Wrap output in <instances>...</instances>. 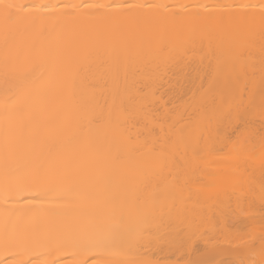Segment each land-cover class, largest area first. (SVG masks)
Returning a JSON list of instances; mask_svg holds the SVG:
<instances>
[{"label":"bare ground","instance_id":"6f19581e","mask_svg":"<svg viewBox=\"0 0 264 264\" xmlns=\"http://www.w3.org/2000/svg\"><path fill=\"white\" fill-rule=\"evenodd\" d=\"M24 5H59L60 3L111 4L113 0H10ZM120 2V0H115ZM128 3H147L167 6L139 10L140 15H170L173 12L191 15L209 13L240 16L252 12L258 15L261 0H127ZM231 6V7H229ZM27 11V9H26ZM45 11L44 9L40 10ZM55 12L48 17L44 31L32 30L16 34L6 42L0 33V103L6 87L35 94V85L42 80L53 83L52 66L34 59L32 41L44 40L54 28L59 29ZM78 27L64 23L61 17L60 60H70L76 69L74 102L88 116L102 115L110 126L122 134L129 145L127 158L117 163L109 187L101 198L118 204L136 201L146 186L156 189L155 198L147 209V224L141 246L129 252L119 246L94 247L66 243L65 237L83 229L88 218L85 209L71 201L33 199L40 193H28L25 199L0 203V264H129L149 261L150 264H253L264 228V202L260 199L262 179L258 167L241 172V183L236 188L223 183L222 174L230 171L226 163L229 154L238 147V133L245 122L264 132V115L259 110L244 112L241 103L248 100L246 79L241 74L226 71L222 60L233 53L217 46L214 40L180 37L172 34L167 48L161 52L153 45L137 55L132 40L125 46L118 40H108L96 52L81 58L82 33L94 34L101 28L91 12L79 13ZM227 40V35L225 36ZM261 36L257 30L254 43L238 50L240 61L249 51L260 73ZM10 60L16 69L5 81L3 61ZM31 60V64L28 61ZM25 69H28L25 71ZM259 87L257 83V88ZM53 108L56 100L53 96ZM85 126H87L85 124ZM177 129H182L175 162L149 173V167L159 152L166 147ZM207 141L213 155L203 150ZM76 143L67 144L63 151L71 155ZM182 157V159H181ZM180 166L179 180L177 166ZM52 195V194H50ZM43 204L44 207H33ZM62 205L49 207L50 205ZM15 205V207H13ZM23 206V207H21ZM15 211L23 217L35 238L28 243H5L3 216ZM249 234L256 236L254 250L240 247Z\"/></svg>","mask_w":264,"mask_h":264},{"label":"snow or ice","instance_id":"6c2138e0","mask_svg":"<svg viewBox=\"0 0 264 264\" xmlns=\"http://www.w3.org/2000/svg\"><path fill=\"white\" fill-rule=\"evenodd\" d=\"M159 7L167 6L128 3L127 0H113L111 4L97 2L28 6L0 0V33L7 42L10 37L29 30L43 32L48 17L55 12L61 14L64 23L78 27L79 13L91 12V18L101 28L92 35L82 33L81 58L98 51L108 40H118L125 46L132 40L137 55L145 46L151 49L153 45L163 52L174 33L182 38L207 40L209 45L215 40L218 47H226L233 53L222 60L225 70L235 73L237 77L243 74L249 85L248 100L242 102L240 107L244 112L259 110L264 115V0H261L258 15L255 5L242 6L253 11L240 16L212 13L184 15L178 12L163 16L139 14V10L151 12ZM41 9L45 11L41 12ZM61 17H56L59 29L54 28L46 39L32 41L29 45L35 60L52 66L53 83L50 85L48 80H42L35 85L34 95L6 87L4 100L0 103V203L7 205L9 201L27 200L25 192L42 194L33 199L71 201L85 209L88 223L83 229L66 236V243L94 247L115 245L131 252L141 246L147 224V209L155 198L156 189L146 186L141 197L126 205L101 198L109 187L117 163L127 158L129 145L102 115L88 116L75 104V66L70 60H60ZM257 30L261 36L258 82L251 51L243 62L238 53L240 48L254 43ZM31 62L29 60L28 64ZM3 65L7 82L16 69L10 67L7 56ZM53 96L56 100L55 109ZM169 140L168 145L161 146L159 152L155 148L151 149L156 155L148 168L140 169L143 176L168 167L169 160L175 162L184 140L183 130L177 129ZM72 143L78 147L73 154L68 155L63 147ZM236 144L238 147L234 154L226 158L230 171L223 173L221 180L236 188L241 183L242 170L258 167L262 174L260 199L264 202V132L257 133L250 122H245ZM203 150L208 155L214 154L212 145L207 141ZM176 166L175 179L179 180L180 166ZM60 206L53 204L49 207ZM33 207L42 208L44 205ZM3 238L5 243H28L35 238V234L24 224L22 216L6 210L3 216ZM255 240L256 236L249 234L248 239L242 240L239 246L254 250ZM253 254L259 256V260L253 261V264H264V228L259 248ZM129 264L150 262L131 261ZM187 264L199 262L189 261Z\"/></svg>","mask_w":264,"mask_h":264},{"label":"rangeland","instance_id":"374dc122","mask_svg":"<svg viewBox=\"0 0 264 264\" xmlns=\"http://www.w3.org/2000/svg\"><path fill=\"white\" fill-rule=\"evenodd\" d=\"M262 212H264V210H262Z\"/></svg>","mask_w":264,"mask_h":264}]
</instances>
